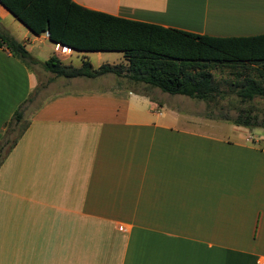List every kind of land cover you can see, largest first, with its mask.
<instances>
[{"label":"crops","instance_id":"obj_1","mask_svg":"<svg viewBox=\"0 0 264 264\" xmlns=\"http://www.w3.org/2000/svg\"><path fill=\"white\" fill-rule=\"evenodd\" d=\"M72 1L195 34L248 37L246 57L211 66L207 95H248L247 78L264 85V0ZM0 30L36 59L25 63L0 42V140L50 54L72 65L128 64L120 49L63 44L59 53L46 30L31 32L1 3ZM57 77L52 92L30 107L38 89L24 103L28 124L0 163V264L264 262V126H224L167 100L188 94L124 73Z\"/></svg>","mask_w":264,"mask_h":264},{"label":"trees","instance_id":"obj_2","mask_svg":"<svg viewBox=\"0 0 264 264\" xmlns=\"http://www.w3.org/2000/svg\"><path fill=\"white\" fill-rule=\"evenodd\" d=\"M0 3L31 32L38 34L46 30L51 42L80 50L120 49L128 60L126 66L101 63L93 67L87 59H82L79 65H72L50 54L41 61V65L57 76L124 73L163 91L202 99L207 106L216 105L225 96L207 95L215 87L211 66L218 63L230 67L240 56L246 57L247 52H252L254 46L247 42L248 37L195 34L88 9L72 0H0ZM0 42L25 63L36 61L23 44L1 30ZM244 83L246 86L248 84V95H236L240 102H248L254 97L264 99V85L252 78L245 79ZM39 88L40 85H36L3 124L0 163L28 124L22 116V107L25 102L32 100ZM214 117L246 127L264 126V122L256 120V115L251 113L249 107L239 109L233 116L224 114ZM18 123L20 126L16 132L9 136V132L13 131L11 125Z\"/></svg>","mask_w":264,"mask_h":264},{"label":"rangeland","instance_id":"obj_3","mask_svg":"<svg viewBox=\"0 0 264 264\" xmlns=\"http://www.w3.org/2000/svg\"><path fill=\"white\" fill-rule=\"evenodd\" d=\"M70 58L76 62L78 57H76L75 52H73ZM58 83L59 77H57V75L49 72L48 70L45 72H41V70L39 69V76L37 81V85H40L39 92L36 95L35 99L28 105H30L31 107V105L37 103L41 98L46 96V94L52 92L55 88H57ZM188 97L189 96L187 95H177L176 98L167 100H169L170 102H174L176 105L186 103L193 110L197 109L198 107V110L203 114V116L211 119L213 118L216 120H220L221 122L219 123L224 126H229L232 122L228 119L214 116H221L224 114L233 116L237 113L239 109L244 110L247 107L251 108V113H254L256 115L257 121L264 122V99L260 97H254L248 102H240L236 95H225L223 98L218 100L216 105L209 104L208 106L202 99ZM19 126V123L14 124L13 126L11 125V130L13 129V131L10 130L11 133L9 132L8 135L12 136ZM249 128V130L253 132L260 131L257 126H252Z\"/></svg>","mask_w":264,"mask_h":264},{"label":"built area","instance_id":"obj_4","mask_svg":"<svg viewBox=\"0 0 264 264\" xmlns=\"http://www.w3.org/2000/svg\"><path fill=\"white\" fill-rule=\"evenodd\" d=\"M65 48H66V47H65V45H63V44H61V45H58V43L55 44V50H56L57 52H59V53L64 52Z\"/></svg>","mask_w":264,"mask_h":264}]
</instances>
